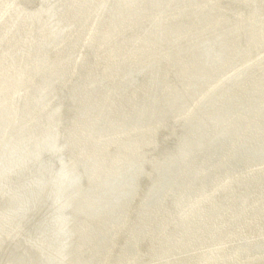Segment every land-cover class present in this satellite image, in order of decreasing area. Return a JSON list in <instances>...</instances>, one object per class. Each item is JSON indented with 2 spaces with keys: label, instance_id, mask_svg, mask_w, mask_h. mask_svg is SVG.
Segmentation results:
<instances>
[{
  "label": "water",
  "instance_id": "obj_1",
  "mask_svg": "<svg viewBox=\"0 0 264 264\" xmlns=\"http://www.w3.org/2000/svg\"><path fill=\"white\" fill-rule=\"evenodd\" d=\"M94 1L76 0L75 10H71L67 16L68 21L79 23V18H82L83 27ZM24 2L32 3V7L41 4V0ZM241 3L243 8L254 4L251 0H136L135 5L126 10V15L120 17L117 16L119 8L115 10L110 7V2L108 12H102L99 18L98 38L99 49L103 53V65L96 68L94 63L90 64L91 61L85 59L80 64L76 77L72 78L71 70L76 61L80 60V46L78 40L74 44L72 39H67L62 46L57 47L55 53L56 56L61 54L62 57V62L53 70L61 81L57 89L46 87V93L42 96L36 95L35 98L25 100L30 104L29 110L33 107L42 110V121L47 118L52 122L48 129L50 136L58 128L57 122L62 123L71 113L72 137L90 150L87 152L90 157L95 140H98V163L93 165L96 171L90 178L96 187L93 184L90 189L86 187L91 191L86 193V196L90 197L87 200L82 199L78 208L82 216L81 227H86V230L90 228L86 240L89 248L83 249V255L91 254L90 249L96 246V254L92 255L96 264L106 251L113 234L119 235L122 225L121 222L118 226L120 219L125 212H130L134 203L137 212L133 221L128 224L129 227L127 226L128 237L126 238V233L122 237L125 245L122 254H117L115 264H130L129 261L135 255L132 252L136 247L141 244L151 245L153 241L156 245L155 250L151 251V254L155 255L153 257L158 259L160 253L164 255L159 258L157 264H175L170 256L178 250L185 253L184 249L193 237L190 236V229L196 227L200 216L203 217L204 223H207L204 228L206 234L202 238H196V241L204 243L219 235L218 229L210 230V222L220 219L225 211L226 215L228 214L231 200L234 215L236 213L233 223L239 220L238 213L242 206V212H249L248 202L251 203V199L256 197L261 185L255 177L258 175V168H254L251 173L250 169L246 170L240 175L237 197L232 194L236 172L231 174L232 178H229V174L230 169L235 171L238 168V163L243 158L244 169L254 162H260L264 149V77H261L255 104L258 107L257 114L263 111L258 117L263 129L257 133L253 121L255 136L250 129L244 144L246 154L242 158L240 148L243 146L244 132L240 137H237V134L242 124L240 121L243 120L245 124L246 117L242 118V115L236 112L250 108L254 100L253 85H249L247 89V82L229 95L225 94L219 104L217 96L219 97L222 91L223 83H217V78L224 69H219L220 61H216L215 52L220 50L221 43L225 45L227 28L233 26L236 18L233 10ZM123 9L125 11V7ZM248 11L250 10H245L246 13ZM261 14L259 12L258 20H261ZM130 27H134V30L130 31ZM48 31H44V40L31 49L32 59L44 57L56 41L57 45L61 43L58 41L64 31L57 30L50 34ZM220 32L223 37L219 42L217 36ZM249 35L250 31H247L240 36L246 44L240 40L236 49L238 54L243 46L245 50ZM130 46L134 48V54L129 52L130 56H125L126 61L120 62L121 56L126 54V48L130 50ZM227 54L226 49L225 55ZM246 57L245 53H242L237 59L229 58L227 65L242 61ZM130 66H136L140 70L130 69ZM213 81L214 85L208 86ZM142 82L148 85L143 87ZM206 89L208 92L201 95ZM55 91L56 94L59 93V97L53 100ZM204 96L208 97L203 100ZM42 105H47V109L43 110ZM56 106H59V115L55 111ZM257 114L254 111V120ZM130 126L133 128L130 129ZM34 127L39 129V125ZM104 128L109 132L108 137L103 136ZM34 131L36 132L35 129ZM118 131L123 135L116 134ZM97 132H101L99 139L95 138ZM236 139L238 141L235 146ZM116 141L120 143L116 145ZM14 143L18 144L17 141ZM124 147L126 154L131 157L126 159L125 155L121 162L116 163L115 159ZM48 148L51 147L46 144L42 152L43 157H39V161L34 159V165H28L8 180L20 181V186L28 191L22 210L12 212L17 206H13L8 197L2 198L3 194H0V215H3L2 212H11L7 217L8 221L14 225L22 222V225L26 224L24 237H19L11 244L8 253L10 257L7 256L8 259L2 264H40L38 251L33 249L37 246L33 243L37 242L47 222L48 213L50 212V218L53 206L58 200V197L54 196L56 189L48 186V182H52L49 173L59 171L60 160L48 152ZM256 152H260V156ZM0 153L6 167L11 165L6 160L7 154L3 150ZM85 157L78 160L79 170L89 166ZM46 158L48 159L45 160ZM92 162L91 158V166ZM123 166H126V170L122 169ZM130 172L136 173L137 177L129 179ZM225 174L228 176L220 183V177ZM60 181L64 187L69 184L62 179ZM74 182L65 188H70L69 193L78 186V183ZM15 184L19 185V182ZM97 187L98 193L95 195ZM211 189L213 190L207 197L198 201L201 191L204 193ZM5 191L11 194L10 191ZM244 192L248 195L246 205ZM201 202L202 205L198 208ZM245 208L247 210H244ZM257 208L255 207V210ZM244 212L242 217L245 220L242 223L246 229L248 217ZM181 222H184V226L177 225ZM237 225L233 224L230 230ZM210 233L212 237L209 236ZM121 235L122 233L119 236ZM3 239H6V236H3ZM104 240L107 241L104 243ZM243 243L242 241L241 244ZM130 254L131 258L125 261L126 256L129 257ZM196 255L200 253H195L193 260L187 264H193ZM83 260L79 263L88 262V258ZM228 261L226 259L225 264H228ZM180 264H184V261Z\"/></svg>",
  "mask_w": 264,
  "mask_h": 264
},
{
  "label": "bare ground",
  "instance_id": "obj_2",
  "mask_svg": "<svg viewBox=\"0 0 264 264\" xmlns=\"http://www.w3.org/2000/svg\"><path fill=\"white\" fill-rule=\"evenodd\" d=\"M20 1L21 0H0V39L3 40L2 43L4 45L1 49H3L4 47L10 46L9 47L10 51L8 53H11L12 51H14V47L17 45L22 46V44H24L26 42L29 43V41H35L37 39L38 34H40L39 35L40 36V42H42L44 40L43 39L44 38V31L46 30L45 29V22H44L45 18H48V20H50L49 21L50 26L47 27V30H49L48 31L49 34L52 32H56L57 30L59 31V29H57V27L54 26V24H57V19H55L54 16L58 14L57 13V7L60 5L58 2H56L57 3L56 5H50V4L49 5H43L44 8L47 9V12L45 13L46 17L44 16L45 17L44 18L41 15V13L38 12L39 10L43 9L42 4L39 5V7H36L35 9L34 8L31 9L32 8L31 7L30 10H26L27 12L26 11L24 12V9L19 5ZM60 1H61V3L63 2L62 0H60ZM251 1H252V3H254V0H251ZM64 2H65V7H66L67 11L71 12V10H75L76 0H65ZM261 2H263V0L262 1L256 0V2L253 4V6L250 5L249 8L248 7L243 8V5L241 3V4H239L238 8H236L237 11H233V14L235 13L236 18L234 20L233 26L231 25V27H230L231 30L229 28H227V37L225 36V41H224L225 45H224V49H223L224 53L227 49L228 54L225 55L223 53L224 55H222V63H220V68H219L220 70L224 69V72H221V74L217 78V83H218V81H219V84L223 83V86H221L222 91L220 92V95L218 97V103L219 104L222 102L223 98L225 97V94L229 95V93H232V92H229L230 91L229 86H233L234 84H237L239 82L238 87L239 86L241 87L245 83L249 82L247 84L248 85L247 89H249V85L250 86L253 85L252 86V90H253L252 95H253L254 100H253V103L251 104L250 108L248 110L242 109L241 111L239 110L236 112L237 114L242 115V118L246 117L245 124L243 123V120L240 121V123L242 122V124H240L238 134H237V137H240V135H242V133L244 132V135L242 137V139H243L242 145L243 146H241V148H240L241 153H244V154L246 152V150H244L245 149L244 148L245 141H246V139H248L250 129H252V130L254 129L253 121H254L257 133H259V131H262V129H263V125L260 124V120L258 118V117H260V115L262 114L263 111H261L257 114L258 107L255 105L257 93L259 92L260 85H261V77H264V21H263V19H264V9L263 8H264V6L259 8V4ZM102 3L99 0H95L93 6L89 8V12L86 16L87 22L86 21L85 22L90 24V26L88 25L89 28H88V32L86 34V37H88L90 39L91 44H92V40L96 41L97 39H99L98 38L99 33H98V31H96V30H98L99 23L96 22L95 19L98 16V13L103 11V10L101 11V9L103 8ZM106 3H108V2L106 1ZM135 3H136V0H119V2L117 3V7L119 8L118 12H117V16L122 17L124 14L126 15V10L129 9V6H134ZM63 7H64V5H63ZM65 7H64V10H66ZM124 7H125V11L123 9ZM252 8H253V10H252ZM114 9L116 10V6L114 7ZM240 9H242L243 12H241L242 10L239 11ZM259 9H260V11H259ZM245 10L246 11L250 10V11H248L246 13ZM262 10H263V12H262ZM103 12H105V11H103ZM259 12L262 13L261 14V20H258V19H260V16L258 15ZM163 13H165V12H163ZM251 16H252V18H251ZM60 17H61V15H60ZM56 18H57V16H56ZM65 19H67V18L65 17ZM82 22H83V19L79 18V23H82ZM63 25H66V24H63ZM69 25H70V23H69ZM248 25H250V28H248ZM121 26H123V25H121ZM32 27H34L35 29L34 28L32 29ZM245 27H247V29ZM64 28L65 27H63V26L61 27V29H64ZM124 28L126 30L125 25H124ZM240 28H241V30H240ZM35 30L38 31L37 35L34 32ZM74 30L75 29H73V31ZM247 31H250V35L248 37V44H247V46H245V50H244V46L240 50L238 49L240 51L238 54L236 52V49L238 48V45H237L238 39L240 38V36L243 33H246ZM228 32H229V36H228ZM66 33H68V32H66ZM216 34H218V33H216ZM221 34H222V32H220V35L218 34L217 37L220 38L222 36ZM80 37H81V35H80ZM80 37H79L78 29L76 31H74V35L72 32V40L74 41V43L76 42V40H80L81 42H83L80 39ZM240 40H241V38H240ZM242 41H243L242 43L246 44V41H244L243 39H242ZM228 42L230 44L229 51H228V45H227ZM56 43H57V41L53 44L55 45ZM110 43H111V41L108 42V46H110ZM78 46H80V48H81L83 45L80 44ZM221 46H223V45H221ZM28 47H29V45H28ZM27 49H29V48H27ZM5 51L7 52V50H5ZM28 52H27V54H28ZM129 52L134 54V52H135L134 48H132L131 46H130V50L126 48V54L121 56L120 62L126 61L125 56H130ZM215 52L217 53V51H215ZM2 53H4V51ZM242 53L243 54L245 53V55L247 56L244 60L234 61L230 65H227L229 62V58L237 59V57L240 56ZM218 54H220V53H218ZM13 56L15 57V55H13ZM220 56H221V54H220ZM47 57H48V54L46 55V58ZM56 57H57V61L59 63L62 60L61 54H58ZM24 60H26V58H22L20 61L18 59V62L14 61L13 59H10L9 56H7V53H4L3 55L0 56V151L3 150L5 152V154H7L8 158H6V160H7V162L11 163V165H8V167H6L5 160H2V156H0V187L4 188L3 186H1V184H2L1 182H4L6 184V185L4 184L6 188L10 184H15L16 182H19V185L15 184V187H10V188H13L12 191L9 190L12 195H8L9 193H7L6 191L5 192L0 191V194L3 193V195L1 196L2 198L8 197V201L10 200L12 202L11 204H13V206H17V209L15 207V209H13L12 212H15L16 210H22L23 209V207H22L23 200L25 199L26 195L28 194V191H25V189L22 188V186H20L21 185L20 181L10 180V182H9L8 181L9 178L10 177L12 178V176H16L21 170L27 168L28 165H30V164L34 165V164H32L34 159L36 161H39V157H41V158L43 157L42 152H43V149L45 148L46 144H48L49 147H51V148L47 149L48 152H50L53 155L56 154L57 151H59V143H60L59 142V135H61V133L58 129V128H60L59 127L60 125L58 126V124H60L61 121L57 122L58 128H56V130H54L53 135L50 136L49 134L51 132L50 131L48 132V129L50 128V125L52 124V122H50V120H48L47 118H46V120H43V121L41 120L42 119V113H40V112L42 110L40 108L37 109V107H33L32 110H29L30 104L26 103L25 100L27 98L32 99L31 97L35 98L34 96H36V95L42 96L43 94L46 93V89H47L46 87L50 86L51 84L50 83L47 84L45 82V80H43L42 82L40 81L38 83L34 82L36 85L35 86L33 85V87H32V85H30V83H29L28 86H30V87L27 89H30V90L29 91L28 90L22 91L21 85L27 81L29 82L30 76L33 74V72H35V70H37L35 68L33 69L29 65V67H27V68H26V66L24 67L26 69L24 70V73H22ZM41 60L42 59L38 58L37 61L41 62ZM51 60H53V58ZM37 61H35V62H37ZM45 61L46 60H43V62H45ZM216 61H219L218 56H217ZM26 65H28V64H26ZM40 66H41V68H39V71H40V69L42 70L43 68H45V66H42V65H40ZM216 67H218V66H216ZM37 68H38V66H37ZM133 69H135V68L133 67ZM33 79H32V81H34ZM141 85H143V84H141ZM211 85H214V81L211 82V84H208V86H211ZM23 87L24 86H22V88ZM139 89H140V87H139ZM20 90L22 91L21 93L25 92V94H21ZM225 90L229 93H227ZM205 92H208L207 89L203 93H201V95H203ZM263 92H264V87H263ZM55 94H56V92H55ZM207 97L208 96H204L202 99L204 100ZM23 100H24V102H23ZM193 100H194V98H193ZM263 105H264V103H263ZM26 106H28V107L26 108ZM41 107L43 108V110L47 109V105H42ZM220 107H223V106H220ZM58 108H59V106H58ZM55 111L57 113L59 112L57 107H55ZM254 111L257 114V117L255 120L253 119ZM246 112H248L247 116H246ZM36 125H39V129L34 127ZM82 127H84V125H82ZM129 128L131 129L133 127L130 126ZM34 129L36 130V132L34 131ZM93 129L96 130L94 127H93ZM152 129H154V126L152 127ZM61 130H63V129H61ZM74 130H75V128H74ZM126 132H127V130H126ZM71 133H73V132L69 130V139L67 140V141H69V144H70L69 146H70L71 153H72L71 155H73L72 163L70 162V166H73V165L76 166V163L78 162V160L87 155V157H85L84 159L87 162H89V166L87 168L81 167L80 170L82 171L81 173H83L82 175L85 174L86 178L88 179L86 181H90L91 185L87 182V184L89 185V189H90L92 187V184L95 185L94 181L90 178L94 176V174H95L94 172L96 171L93 165H96L98 163V157H99L98 140H95L92 156L90 157V155L87 154V152H89L90 150L86 149L84 146H82L81 143H79V141H77V139H75V137H72ZM102 133H104L103 136H106V137L109 136V132H107L106 128L103 129ZM116 134H120V136L123 135V133L121 131H118ZM20 135H21V137H20ZM252 135L255 136L254 130H253ZM257 136H258V134H257ZM100 137H101V132H97L95 138L99 139ZM15 141H17L18 144H15L14 143ZM237 141L238 140L236 139L235 146L237 144ZM118 143H120V141H116V145ZM64 145L65 144H63L62 146L64 147ZM137 145H139V144H137ZM263 145H264V142H263ZM29 147H30V149H29ZM67 147H68V145H67ZM59 152H60L59 155H61V151H59ZM67 152H69V151L67 150ZM67 152H65V153H67ZM104 152H105V149H104ZM34 153H35V155H34ZM256 154L258 156H260V152H256ZM67 155L70 156V154H67ZM125 155H126V159L128 157H131L129 154H126V147L123 148V151L121 150L119 152V155L115 159L116 163L121 162L123 160L122 158H124ZM91 158L93 159L92 166L90 165V159ZM47 159L48 158H46L45 160H47ZM62 159H63V157H62ZM63 161H64V159H63ZM63 161H61V162H63ZM242 161L243 160H241V162ZM239 163H240V161H239ZM239 163H238V166H239ZM74 166H73V168H74ZM240 166H242V165H240ZM64 168H65L64 164L60 165V170L58 171V174L55 175L56 176L55 179L52 177L53 178L52 182L48 183V184H50L52 189H54V188L56 189V194H54V196H57L58 200H57L56 204L53 206L52 216L50 218L48 217L50 220V224H52L54 226L53 237H52V235H44V237L40 236L41 239H39V238L38 239L41 241H40V243H38L36 245L37 248H34L35 250L38 251L39 255L41 256L40 257L38 255L39 260H40V264H44V263L45 264H51V263L63 264L64 262L70 260L71 254L72 255L74 253L76 254V252L80 250V248L86 243V240H88V237H89V234H87V231H89L90 228L88 230H86V227L85 228L81 227V225H82L81 224V219H82L81 217L82 216H81L78 208H79V206H81L82 199L87 200L90 197V196L89 197L86 196V193L91 192V191L89 189L86 190V189L79 188V186H77L74 191L69 193L68 190H70V188H67V189H65V188L68 187L69 184H71L73 181H75L74 184L78 183L76 177H78L77 173H79V171H77V173H73V176H72L71 175L72 173L67 172V170L65 171ZM254 168H258V175H255V177L258 181V184L260 182L261 185L259 184L260 189H258L256 197H253L251 199V203L248 202L249 212H248L247 208L244 209L247 211H245V212L243 211L244 214L248 217L247 218L248 223H247L246 229L243 228V223H242L245 220L242 217L243 206L240 209V212L238 213L240 216L239 220L237 222L233 223L232 220H233V217L236 215V213L234 215V206H233L232 200H231L230 201V209L228 208V214L226 215V211H225L223 213V215L220 217V219H216L213 222L212 221L210 222V224L212 226V228L210 227V230L213 231V230L218 229L219 235L215 236L216 238L215 237L212 238V240L208 239V241L204 242V243L203 242L201 243L199 240L197 242L196 238H202V236L204 234H206L204 228L207 227V223H204L203 217L200 216L199 221L196 222V227H194L193 229H190V236H193V237L190 238L189 244L186 245L188 247H192V246L195 247V249H196L195 251L197 253H200V255L195 256L193 264H225L224 261H226V259H227V261L229 260L228 264H254L252 262L258 263L257 260L264 261V198H263L264 197V189H263V187H264L263 186V184H264V149H262V155L260 157V162L259 161L254 162L249 167H247V169H244L243 166L241 167V169H239V167L236 168L235 171L230 169L231 173L229 174V178H232L233 175H231V174H234V172H236V174H235L236 177L234 178V180H235L234 181V189L232 190V194H233V196L237 197L238 193H239L238 188L240 185V177H241L240 175L244 171L249 170V169H250V173H251V172H253ZM122 169L126 170V166L125 167L123 166ZM238 169H239V172H238ZM126 175H128V174H126ZM226 176H228V174L222 175L220 177L219 182L223 183L226 179ZM83 177H81V178H83ZM60 179H62L65 182H68L69 184H67L64 187L61 184ZM81 180L83 181V179H81ZM259 185H257V188L259 187ZM12 186H14V185H12ZM82 186H83V184H82ZM94 187H96V185ZM212 190L213 189H211L209 191L207 190L204 193H203V191H201L199 193L201 195L198 196V201H200L204 197H207ZM31 191L33 192L32 189H31ZM97 193H98V187H97V192L95 193V195H97ZM65 194H67V195L65 196ZM243 197L245 199L244 205H246L248 195L245 194V192H244ZM201 205H202V202L198 204V208H200ZM255 207H258L257 210H255ZM69 208H74L77 211V213L80 215V220H79L80 225H78V223H76L75 227H73V228H69L67 225L65 227V224H66V221L64 220L65 218L63 216H62V218L59 217L62 210L69 209ZM70 210L72 211V209H70ZM2 211H4V210H2ZM250 211H251V213H250ZM2 213H3V215H0V216H3L0 218V231H4V230L6 231V229H8V230L9 229H16V226L19 227L17 224L14 225L11 221L7 220V217H9V214L11 212H9L8 214L5 212H2ZM69 219H70V217H69ZM258 220H259V222H258ZM192 223H194V222H192ZM235 223H237L238 225L233 230L232 229L230 230V228H233V224H235ZM177 225L184 226V222L178 223ZM9 231H12V230H9ZM9 231H7V232H9ZM212 231H211V233H212ZM211 233L209 234L210 237H212ZM259 235H260V237L258 238ZM256 238H258V239L256 240ZM239 240H240V242H239ZM242 241L244 242L243 244H241ZM230 244H231V246H230ZM258 246H260L262 248H260V250H258ZM85 247H86V245H85ZM82 250H80V252H82ZM256 251L260 252V254H258ZM179 252H180V250H179ZM194 254L195 253H193L192 256L189 257V261L186 259L185 260L188 261V263L191 262ZM80 255L81 254H79V256ZM93 255H94V253H93ZM103 255H104V253H103ZM159 255H163V254L160 253ZM159 255H157V257ZM82 256H84V255H82ZM82 256H81V259H82ZM75 257H77V256H75ZM86 257H88V256H86ZM74 260L76 261L75 258H74ZM88 260H90V259H88ZM128 260H129V258L125 259V261H128ZM185 260H184V264L185 263L187 264V262H185ZM251 260H252V262H251ZM92 262H94V261H92ZM123 263H125V262H122L121 264H123ZM67 264H70L69 261ZM86 264H89V263L87 262Z\"/></svg>",
  "mask_w": 264,
  "mask_h": 264
},
{
  "label": "rangeland",
  "instance_id": "obj_3",
  "mask_svg": "<svg viewBox=\"0 0 264 264\" xmlns=\"http://www.w3.org/2000/svg\"><path fill=\"white\" fill-rule=\"evenodd\" d=\"M23 1V2H22ZM25 0H21L20 1V6L24 9V12L26 11V10H30V8L32 7V6H34V5H32V3H30V4H26L25 2H24ZM44 0H41V4H42V6L43 5H56L57 3L56 2H58L60 5L57 7V15H55L54 16V18L55 19H57V24H54V26L55 27H57V29H59V31H64V32H62L61 33V35L62 36H60V40L58 41V42H61L59 45H57V44H52L51 46H50V51L49 52H46L45 54L47 55L48 54V57L46 58V55H44V57H39V59H42L41 60V62L40 61H37L38 60V58H35L34 57V59H32L31 58V48L32 49H34V47H36L35 45L37 44V43H40V34H38V31L37 30H35L34 32L36 33V35L38 34V36H37V39L35 40V41H29V43H24V44H22V46L24 47H22L21 45L19 46V45H17V46H15L14 47V51H12L11 53H8L10 50V46H7V47H4L3 49H1L4 45H3V40L2 39H0V56L1 55H3L4 53H7V56H9V58L10 59H13L14 61H17L18 62V59H19V61L22 59V58H26V60H24L23 61V68H22V73H24V70L27 68V67H29V65L34 69H37V70H35V72H33V74L30 76V79H29V82L27 81V82H25L24 84H22L21 85V89H22V91H29L30 89H27V88H29L30 86H28V84L30 83V85H32V87H33V85L35 86L36 84L35 83H38V82H42L43 80H45V82L47 83V84H51L50 86H48V87H51V88H57V86H58V84H60L61 83V81L60 80H58L59 78L57 77V75L55 74L54 75V73H56V72H52L53 70H55V68H56V65L57 64H59V63H61L62 62V60L58 63V61H57V57H56V50H57V47H59V46H62V43L65 41V40H67V39H72V32H73V35H74V31H76L77 29H78V33H79V37H80V35H81V37H80V39L83 41V42H81L80 40H78V42H79V45L81 44V45H83L79 50H78V54H79V57H80V60H78V61H76V64H75V66H73V68H72V70H71V73H70V76L73 78V76L74 77H76V75L78 74V70H79V66H80V64L85 60V59H87L88 61H91V63L90 64H93L94 63V65L96 66V68H100L102 65H103V53H101L100 52V50L101 49H99V47H100V38L99 39H97L96 41H93L92 40V44L90 43V39L88 38V37H86V34H87V32H88V28H89V26H90V24L89 23H86L83 27L81 26V24L82 23H73L72 21H69L68 22V18H67V16L70 14V12L69 11H67V9H66V7H65V0H62L63 2L61 3V1L60 0H45L44 2H43ZM49 1V2H48ZM102 4H103V8L101 9V11L103 10V11H105L106 12V10H107V12H108V8H109V3L111 2V6L110 7H112V8H114L115 6H116V8H118L117 7V3L119 2V0H99ZM106 1L108 2V3H106ZM52 3V4H51ZM40 4V5H41ZM262 4V5H261ZM30 5V6H29ZM62 5V6H61ZM63 5H64V7H65V9L66 10H64V7H63ZM24 6V7H23ZM105 6V7H104ZM264 6V0H263V2H261L260 4H259V8L260 7H263ZM37 7H39V6H37ZM108 7V8H107ZM35 9L36 7H32L31 9ZM106 8V9H105ZM44 9V10H43ZM43 9H41V10H39L38 12L39 13H41V15L44 17L45 16V13L47 12V9H45L44 8V6H43ZM242 9H240L239 11H241ZM102 11V12H103ZM233 11H237V9H235V10H233ZM259 11H260V9H259ZM27 12V11H26ZM60 12V13H59ZM102 12H100V13H98V16L96 17V19H95V21L96 22H98L99 23V18H100V15H101V13ZM105 12H103V13H105ZM241 12H243V10L241 11ZM235 14V13H234ZM60 15H61V17H60ZM56 16H57V18H56ZM46 17V16H45ZM44 17V18H45ZM65 17L67 18V19H65ZM76 17V16H75ZM62 18V19H61ZM76 18H78V17H76ZM59 19V20H58ZM263 19V18H262ZM49 21L50 20H48V18H45V29L47 30V27H49L50 25H49ZM62 21V22H61ZM263 21H264V19H263ZM69 23H70V25H69ZM63 24H66V25H63ZM234 24V23H233ZM16 25V24H15ZM72 25V26H71ZM89 25V26H88ZM65 27L64 29H61V27ZM70 26V27H69ZM34 27H32V29H33ZM75 29L74 31H73V29ZM83 28V29H82ZM35 29V28H34ZM86 32H85V31ZM134 30V27L130 30V31H133ZM71 31V32H70ZM96 31H98V30H96ZM66 32H68V33H66ZM82 32V33H81ZM84 33V34H83ZM84 36V37H83ZM221 38H222V36L220 37V38H217L218 39V41L219 40H221ZM241 40H242V38H241ZM220 42V41H219ZM243 42V41H242ZM226 43V42H225ZM239 43H240V38L238 39V42H237V45L239 46ZM43 44V43H42ZM74 44H76V42L74 43ZM28 45H29V47H28ZM32 45V46H31ZM220 45V44H219ZM221 45H222V43H221ZM220 45V46H221ZM31 47V48H30ZM6 48V49H5ZM22 48V49H21ZM27 48H29V49H27ZM224 46H221L220 47V50L219 49H217V53H216V56H218V58L219 57H221V58H219V61H220V63H222V55H224L225 53H226V51H225V53H224ZM5 50H7V52L5 51ZM20 50V51H19ZM4 51V53H2ZM29 51V52H28ZM22 52V53H21ZM27 52H28V54H27ZM25 55H24V54ZM81 53V54H80ZM218 53H220L221 54V56H220V54H218ZM224 53V54H223ZM94 54V55H93ZM12 55V56H11ZM13 55H15V57L13 56ZM22 55V56H21ZM30 57H29V56ZM24 56V57H23ZM76 56H77V54H76ZM78 57V58H79ZM87 57V58H86ZM53 58V60H51ZM56 58V59H55ZM94 58V59H93ZM28 59V60H27ZM30 59V60H29ZM96 59V60H95ZM32 60V61H31ZM43 60H46L45 62H43ZM51 60V61H50ZM86 60V61H87ZM102 60V61H101ZM35 61H37V62H35ZM49 61V62H48ZM94 61V62H93ZM26 62V63H25ZM97 62V63H96ZM43 63V64H42ZM46 63V64H45ZM49 63V64H48ZM26 64H28V65H26ZM52 64V65H51ZM54 64V65H53ZM38 66V68H37V66ZM40 65H42V66H45V68H43L42 70L40 69V71H39V68H41V66ZM50 65V66H49ZM26 66V68H24ZM40 66V67H39ZM54 66V67H53ZM100 66V67H99ZM52 67V68H51ZM54 68V69H53ZM130 69L132 68L133 69V67L132 66H130L129 67ZM135 68V70L137 69L136 68V66L134 67ZM49 69V70H48ZM137 70H140V69H137ZM50 71V72H49ZM41 72V73H40ZM45 73V74H44ZM47 73V74H46ZM42 74H44L45 76L43 77V76H41ZM53 74V75H52ZM76 74V75H75ZM34 75V76H33ZM51 75V76H50ZM47 76V77H46ZM55 78H54V77ZM34 79H33V78ZM36 77V78H35ZM39 78V79H38ZM52 78V79H51ZM57 78V79H56ZM32 79L34 80V81H32ZM38 79V80H37ZM57 81V82H56ZM143 81H147V79L145 80V79H143ZM242 81V80H241ZM240 81V82H241ZM35 82V83H34ZM60 82V83H59ZM33 83V84H32ZM54 83V84H53ZM56 83V84H55ZM142 86L144 87V85H146L147 86V83H143L142 82ZM238 84H239V82L237 83V84H234L233 86H229L230 87V91L229 92H234V91H236L237 89H239L240 88V86L238 87ZM246 84V83H245ZM244 84V85H245ZM22 86H24L23 88H22ZM67 85H65V87H66ZM243 86V85H242ZM241 86V87H242ZM62 88V87H61ZM60 88V89H61ZM141 88V87H140ZM54 89V90H55ZM21 90H20V93L22 92ZM62 91V90H61ZM226 91V90H225ZM56 92V91H55ZM55 92L53 93V95H52V99L53 100H56L58 97H59V93H57L56 95H55ZM227 92V91H226ZM229 92H227V93H229ZM21 94H25V92L24 93H21ZM54 97V98H53ZM217 98H218V96H217ZM51 99V101H53ZM57 107V109L59 110V108H58V106H56ZM60 111V110H59ZM69 112H70V110H69ZM58 114H59V112H58ZM71 114V113H70ZM66 122V123H65ZM71 123H72V115H68L63 121H62V123L60 122V128H58L59 129V131H60V133H61V135H59V151H61V155H59L60 154V152L59 151H57V153L56 154H54V155H56V157L57 158H59V160H60V162L61 161H63V159H64V161L63 162H61L62 164H64V166H65V168H64V170L66 171L67 170V172H69V173H72L71 175L73 176V173H77V171H79V173H77V175H78V177H76L77 178V182H78V186H79V188H82V189H86V187L88 186V188H89V185L87 184V182L90 184V181H86V180H88L87 178H86V176H85V174L84 175H82L83 173H81L82 171L81 170H79L77 167H78V162L76 163V166H74V168H73V166H70V162L72 163V157H73V155H71L72 153H71V149H70V144H69V141H67L68 139H69V130H70V128L71 127H73V124L71 125ZM64 125V126H63ZM61 129H63V130H61ZM67 132V133H66ZM63 135V136H62ZM68 135V136H67ZM67 138V139H66ZM65 141V142H64ZM236 142V141H235ZM234 142V143H235ZM63 144H65L64 145V147L62 146ZM67 145H68V147H67ZM67 147V148H66ZM65 150V151H64ZM67 150L69 151V152H67ZM63 151V152H62ZM65 152H67V153H65ZM64 154V155H63ZM67 154H70V156L69 155H67ZM246 154V153H245ZM245 154L244 153H241V150H240V155L242 156V158L245 156ZM66 155V156H65ZM61 156V157H60ZM240 156V157H241ZM62 157H63V159H62ZM66 157V158H65ZM71 157V158H70ZM61 158V159H60ZM69 158V159H68ZM66 160V161H65ZM69 161V162H68ZM243 161H244V158H243ZM242 161V162H243ZM242 162L240 161V163H239V169H241V167L243 166L242 165ZM59 164V165H62V164ZM69 164V165H68ZM240 165H242V166H240ZM67 166V167H66ZM69 166V167H68ZM68 168V169H67ZM75 169V170H74ZM78 169V170H77ZM239 169H238V172H239ZM59 170H60V168H59ZM69 170V171H68ZM58 174V171L57 172H50L49 173V177H50V179L53 177L54 179H55V175H57ZM54 175V176H53ZM86 178H84V177ZM48 177V178H49ZM81 177H83V178H81ZM137 177V175H136V173H132V172H130V175H129V179H131V180H133L134 178H136ZM6 178V177H5ZM53 178L50 180V181H52L53 180ZM81 179H83V181L81 180ZM14 181V180H13ZM12 181V182H13ZM2 184H1V186H3L4 188H2V187H0V191L1 192H5V190H11L12 191V189L13 188H10V187H15V184H10L7 188L5 187V183L4 182H1ZM7 183V182H6ZM14 183V182H13ZM48 183H51V182H48ZM5 184V185H4ZM82 184H83V186H82ZM8 185V184H7ZM12 185H14V186H12ZM91 185V184H90ZM94 185V184H93ZM48 186H50V184H48ZM95 186V185H94ZM263 186H264V184H263ZM10 188V189H9ZM87 190V189H86ZM3 194V193H2ZM8 195H12V194H8ZM6 196V195H5ZM136 203H134L133 204V206L131 207V209H130V212H128L127 213V216H126V212L122 215V217H121V219H120V222H119V224H118V226H120V224H121V222H122V225H121V231H120V233H119V235L122 233V235L121 236H119V235H117V234H113V236H112V240H111V242H109V244L107 245V247H106V251H104V255L102 254V256L100 257V260L98 261V263L97 264H115L114 263V261H115V259H116V257H117V254L118 253H121L122 254V249H123V247H124V245H125V242L123 241V236L125 235V233H126V238L128 237L127 236V233H128V224L131 222V221H133V218L135 217V214H136V210H137V206L135 205ZM70 209H72V211L70 210ZM69 210V211H68ZM76 210L74 209V208H69V209H65V210H62L61 211V213H60V215H59V217H61L62 218V216L65 218L64 220L66 221V224H65V227H66V225L69 227V228H73V227H75V225H76V223H78V221H79V219H80V215L77 213V211L75 212ZM59 212V211H58ZM68 212V213H67ZM73 212V213H72ZM66 213V214H65ZM75 213V214H74ZM52 214H53V212H52ZM51 214V215H52ZM74 214V215H73ZM130 214H131V216H130ZM49 215H50V212L48 213V217H49ZM66 215V216H65ZM78 215V216H77ZM74 216V217H73ZM77 216V217H76ZM125 216V217H124ZM68 217V218H67ZM69 217H70V219H69ZM48 219L49 218H47V222H46V224L43 226L44 228H43V230H42V233H41V237H44V235H52V237H53V233H54V226L52 225V224H50V221H48ZM73 221V222H72ZM49 223V224H48ZM22 224H24L23 222L22 223H19L18 224V226L19 227H17L16 226V229H9V230H12L11 232L8 230V229H6V230H8L9 232H7V231H3L2 233H0V264H2L5 260H7L8 258H7V255H8V253L10 252V246H11V244L13 243V242H16L17 241V239L19 238V237H24V234H25V229H26V224L25 225H22ZM74 225V226H73ZM11 226V225H10ZM50 228H49V227ZM117 226V227H118ZM128 226V227H127ZM148 226V225H147ZM116 227V228H117ZM10 228V227H9ZM75 229V228H74ZM127 229V230H126ZM152 229V228H151ZM151 229H149V230H151ZM24 231V232H23ZM76 231V230H75ZM7 232V233H6ZM20 232L22 233V234H20ZM47 232V233H46ZM7 234V235H3V234ZM9 233V234H8ZM15 233V234H14ZM36 233H37V231H36ZM140 233H143V232H140ZM124 234V235H123ZM164 234V233H163ZM3 236H6V239H3ZM39 236V239H41V237ZM36 240L38 243H40V241L41 240ZM155 240V239H154ZM105 241H107V240H104V242ZM31 242V241H30ZM38 243H36V242H34L33 244L34 245H37ZM107 243V242H106ZM114 243V244H113ZM154 243V242H153ZM152 243V244H153ZM143 245V244H141L140 246H137V248L134 250V252H132V254H135L134 255V257L132 258V260H130V264H157V261L158 260H160L159 258H161V257H163L164 255H161L160 257H158V259H156L155 257H153V256H155V255H152L151 254V251H154L155 250V247H156V245H155V243L153 244V245ZM32 245V244H31ZM85 245H86V243L81 247L82 249L83 248H89V247H87V245H86V247H85ZM105 245V244H104ZM113 245V246H112ZM190 246V245H189ZM110 247V248H109ZM187 247V248H186ZM185 247V249H184V251H186L185 253H183L182 251H180L179 252V250L178 251H175V253H173L172 254V256H170V257H172L174 260H175V264H180L181 263V261H184L185 259L186 260H188L189 261V257H191L192 256V254L193 253H197L195 250V247H188V246H186ZM80 248V250H82ZM96 246L95 247H93V249H91L90 250V252H91V255L90 254H88V257H86V255H84V256H82L83 254H84V250L82 251V252H80V250L79 251H77L76 252V254L74 253L73 255L71 254L70 255V260H68L69 261V263L70 264H80L79 263V261H81V256H82V261H84L83 260V258H88V259H90V260H88V263L89 264H95V262H96V260L92 257V255H93V253L94 254H96ZM141 248V249H140ZM153 248V249H152ZM192 248V249H191ZM260 248H262V247H260V246H258V250H260ZM34 249V248H33ZM95 249V250H94ZM114 249V250H113ZM120 249V250H119ZM151 249V250H150ZM7 250V251H6ZM126 251V250H125ZM139 252V253H138ZM177 252V253H176ZM258 254H260V252H258V251H256ZM179 253V254H178ZM192 253V254H191ZM79 254H81L80 256H79ZM132 254H130L129 255V257L128 256H126L127 258H131V255ZM144 254V255H143ZM37 255H39V253L37 254ZM243 255V254H242ZM241 255V256H242ZM40 256V255H39ZM73 256V257H72ZM75 256H77V257H75ZM167 256V255H166ZM175 256V257H174ZM240 256V257H241ZM8 257H10V255H8ZM41 257V256H40ZM90 257V258H89ZM74 258L76 259V261L74 260ZM145 260V261H144ZM178 262H177V261ZM185 260V262H188V261H186ZM192 260H193V257H192ZM68 261H66V262H64L63 264H67L68 263ZM92 261H94V262H92ZM261 261V260H260ZM180 262V263H179ZM262 262V263H261ZM261 262H258V263H255V264H264V261H261ZM51 263V262H50ZM45 264V263H44ZM51 264H54V263H51Z\"/></svg>",
  "mask_w": 264,
  "mask_h": 264
}]
</instances>
